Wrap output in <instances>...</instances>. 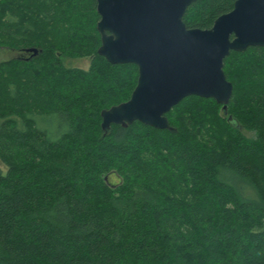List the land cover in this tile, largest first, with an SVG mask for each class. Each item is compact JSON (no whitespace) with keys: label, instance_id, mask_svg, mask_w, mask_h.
Segmentation results:
<instances>
[{"label":"trees","instance_id":"trees-1","mask_svg":"<svg viewBox=\"0 0 264 264\" xmlns=\"http://www.w3.org/2000/svg\"><path fill=\"white\" fill-rule=\"evenodd\" d=\"M235 1L196 0L183 22L210 29ZM98 21L95 0H0L17 53L0 61V264H264V48L224 59L225 110L190 96L171 131L104 132L138 71L97 54Z\"/></svg>","mask_w":264,"mask_h":264},{"label":"water","instance_id":"water-1","mask_svg":"<svg viewBox=\"0 0 264 264\" xmlns=\"http://www.w3.org/2000/svg\"><path fill=\"white\" fill-rule=\"evenodd\" d=\"M95 1L97 54L138 71L129 100L101 111L104 132L134 122L171 131L165 114L190 96L212 99L225 110L233 87L223 72L224 59L231 51L264 48V0H236L207 30L189 29L183 22L196 0Z\"/></svg>","mask_w":264,"mask_h":264},{"label":"rangeland","instance_id":"rangeland-1","mask_svg":"<svg viewBox=\"0 0 264 264\" xmlns=\"http://www.w3.org/2000/svg\"><path fill=\"white\" fill-rule=\"evenodd\" d=\"M17 56V53L10 52L5 49H0V61L6 60L8 58ZM90 63L89 58H81V59H64L63 64L68 68H79V69H88ZM0 170L5 172V168L0 164ZM114 182V181H113Z\"/></svg>","mask_w":264,"mask_h":264}]
</instances>
